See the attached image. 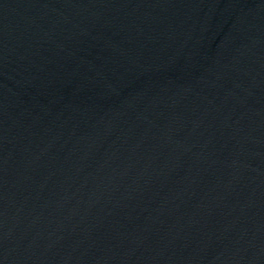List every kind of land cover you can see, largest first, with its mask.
<instances>
[{
    "label": "water",
    "instance_id": "water-1",
    "mask_svg": "<svg viewBox=\"0 0 264 264\" xmlns=\"http://www.w3.org/2000/svg\"><path fill=\"white\" fill-rule=\"evenodd\" d=\"M0 264H264V0H0Z\"/></svg>",
    "mask_w": 264,
    "mask_h": 264
}]
</instances>
